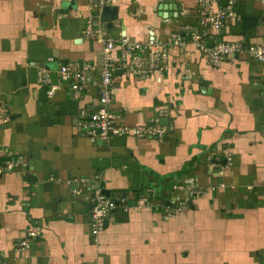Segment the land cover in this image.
Segmentation results:
<instances>
[{"label":"crops","instance_id":"0c3cea01","mask_svg":"<svg viewBox=\"0 0 264 264\" xmlns=\"http://www.w3.org/2000/svg\"><path fill=\"white\" fill-rule=\"evenodd\" d=\"M94 1L0 0V147L26 162L0 173V264H264V63L242 54L211 67L188 35L206 32L207 48L264 43V0H238L219 33L199 26L198 0H108L101 9ZM104 7L115 20L100 21ZM87 17L108 37L184 39L168 49L164 70L116 67L110 85L122 123L155 124L162 138L92 140L76 127L79 109L97 107L104 61V44L82 37ZM67 63L88 79L77 100L57 74ZM45 72L57 86L51 97ZM190 177L196 198L172 191ZM95 187L128 195L131 206L108 216L96 242ZM145 188L151 209L135 204ZM172 195L183 205L165 217Z\"/></svg>","mask_w":264,"mask_h":264},{"label":"built area","instance_id":"2783aa9c","mask_svg":"<svg viewBox=\"0 0 264 264\" xmlns=\"http://www.w3.org/2000/svg\"><path fill=\"white\" fill-rule=\"evenodd\" d=\"M108 0H95L92 7L101 9ZM238 0H198L199 26L208 27L214 33H219L224 27L225 22L236 16L235 7ZM224 5H222V3ZM191 43L205 54L208 64L211 67L220 66L227 59H234L239 55L264 63V43L244 45L241 42L218 41L211 47L205 46L206 32H199L197 29L188 30ZM84 39H96L104 44V61L99 72V98L95 110L79 109L76 127L83 131L90 139L107 140L112 136H131L136 138H162L165 131L162 127L149 124L142 127H131L122 123L121 115L111 108V83L116 67L123 69H133L141 75L152 74L153 69L164 70L168 59V49L172 46H181L184 39L179 35L172 37L164 42L156 41L152 36L145 42L133 40L127 36L118 38L108 37L102 30L100 22L95 17H87L84 28L81 31ZM61 84H65L72 99L77 100L88 87V79L84 72L71 63L63 64L57 71ZM40 82L49 86L46 95L51 97L57 86L52 85L50 75L45 72ZM5 117L0 113V122H4ZM0 173L4 171H14L26 166L25 160L15 152L7 148L0 147ZM229 160V158H227ZM85 185L88 179L78 181ZM188 188L191 198H196L200 194L197 184L192 177L186 179L181 184L172 186V191H182ZM92 206L90 208V233L96 238L105 228V220L108 216L120 209L129 212L131 206L128 205V195L109 197L103 194L99 187L93 188ZM185 191V190H184ZM152 191L147 189L145 193L135 200L138 206L153 208L150 201ZM167 205L163 214L171 217L175 214V209L181 207L183 202L176 195L168 198ZM171 206V207H170ZM39 231L34 227L28 231V238L17 241L14 248L17 251H24L30 239L36 237Z\"/></svg>","mask_w":264,"mask_h":264},{"label":"water","instance_id":"95a60500","mask_svg":"<svg viewBox=\"0 0 264 264\" xmlns=\"http://www.w3.org/2000/svg\"><path fill=\"white\" fill-rule=\"evenodd\" d=\"M225 2L222 3V5H224ZM116 19V15L111 16L109 14V7H104L102 14L100 15V21L101 22H108V21H112ZM53 84H57L56 83V74H52L51 75ZM39 97H41V99L45 100V87L42 86L41 89L39 90ZM160 124L166 125L167 124V119L163 118L159 120ZM98 143V142H97ZM104 195L108 196V194L105 191H102ZM114 212V211H112ZM107 225V220H105V226Z\"/></svg>","mask_w":264,"mask_h":264},{"label":"trees","instance_id":"16d2710c","mask_svg":"<svg viewBox=\"0 0 264 264\" xmlns=\"http://www.w3.org/2000/svg\"><path fill=\"white\" fill-rule=\"evenodd\" d=\"M145 190H146V188L145 189H142V190H140V191H137L136 193H135V196H137L138 195V197L139 196H141L142 194H144L145 193ZM120 196V195H119ZM150 196V200L152 199V197H151V194L149 195ZM116 197H118V196H116ZM137 197V198H138Z\"/></svg>","mask_w":264,"mask_h":264}]
</instances>
